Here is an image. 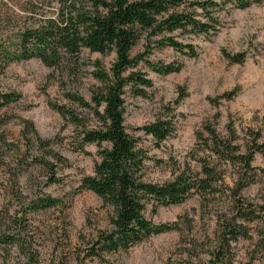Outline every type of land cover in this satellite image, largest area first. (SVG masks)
<instances>
[{
	"label": "rangeland",
	"instance_id": "1",
	"mask_svg": "<svg viewBox=\"0 0 264 264\" xmlns=\"http://www.w3.org/2000/svg\"><path fill=\"white\" fill-rule=\"evenodd\" d=\"M57 2L0 0V43L14 42L25 28L54 18L60 10ZM219 21L214 34H174L195 46L196 58L155 44L146 55L144 42L134 51V56L144 54L153 64L183 66L179 73L160 75L142 61L129 71L153 84L143 97L130 85L124 95L126 131L146 156L147 182L162 185L187 170L192 175L200 172L198 160L211 156L205 145L208 124L226 138L230 128L234 130L241 152L255 133L264 142V2L246 9L228 5L219 13ZM239 53L246 54L243 64L226 58ZM114 61V54L85 51L80 65L71 70L49 68L35 58L11 63L1 77L2 91L15 101L0 111V264H76L98 234L111 229V210L94 193L79 189L84 176L93 174L98 147L81 149L75 126L55 107L75 111L86 125L96 126L89 112L73 104L68 94L90 102L99 86L92 75L95 64L109 71ZM233 91L232 99L219 100ZM157 120L172 121L174 126L173 134L159 146L140 131ZM253 166L259 176L242 197L262 205L264 157L257 154ZM220 170L226 186L233 187L234 168L222 164ZM223 191L209 201L193 195L180 205L148 204L145 217L152 224L178 222L181 231L152 236L127 252L109 256L106 264H209L217 219L228 209L230 193ZM45 197L58 204L33 210L34 203ZM246 225L251 239L234 245V264H264L256 250L263 225ZM9 236L17 238L15 243L4 242ZM86 264L103 263L87 260Z\"/></svg>",
	"mask_w": 264,
	"mask_h": 264
},
{
	"label": "trees",
	"instance_id": "2",
	"mask_svg": "<svg viewBox=\"0 0 264 264\" xmlns=\"http://www.w3.org/2000/svg\"><path fill=\"white\" fill-rule=\"evenodd\" d=\"M59 12L54 18L40 25L22 30L16 41L0 43V79L13 62L39 59L53 69H76L85 51L91 54L111 55L115 61L109 71L98 62L92 73L99 86L93 90L91 101L87 102L77 94H68L69 100L95 119L96 126L90 127L78 117L75 111L55 109L70 119L81 137L80 148L96 145L99 160L92 175L81 181L80 191H90L98 196L103 206L111 210V229L98 234L84 257H78L76 264L97 260L106 264L108 257L127 252L146 239L173 231H181L178 222L154 225L145 217L148 204L156 206L180 205L191 196L199 195L203 200L215 199L225 188L230 194L228 209L217 219L216 242L210 253L209 264H234V245L239 240H249L246 224L259 223L263 228L258 233L256 246L264 257V196L261 204H251L243 192L256 183L259 176L253 166L256 155L264 157V142L255 133L241 152L237 135L230 128L229 137L220 136L210 124L205 126L208 139L205 145L211 156L199 159L200 172L181 173L173 181L162 185L147 182L144 178L146 156L138 140L130 136L125 127V90L131 86L137 96H145V89L152 88V81L146 76L132 72L144 61L160 75L179 73L181 64H153L146 61L150 47H170L190 58L198 57L193 44L185 43L174 36L210 35L220 27L219 13L228 5L246 9L264 0H57ZM144 42L146 55H133ZM233 64H243L246 54H227ZM236 91L220 99L230 100ZM219 100L213 101L219 103ZM11 94L2 91L0 85V111L14 102ZM145 136L160 145L174 132L172 121L157 120L140 128ZM56 159L64 160L61 156ZM234 168L233 187L224 183V172L220 165ZM190 174V175H189ZM54 183V180H53ZM58 201L45 197L33 205V210L55 207ZM15 243L17 238L6 237L5 241ZM254 259L251 261L253 263Z\"/></svg>",
	"mask_w": 264,
	"mask_h": 264
}]
</instances>
